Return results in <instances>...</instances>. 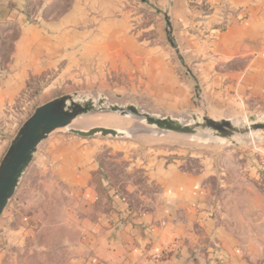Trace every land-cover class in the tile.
I'll list each match as a JSON object with an SVG mask.
<instances>
[{
    "label": "rangeland",
    "instance_id": "obj_1",
    "mask_svg": "<svg viewBox=\"0 0 264 264\" xmlns=\"http://www.w3.org/2000/svg\"><path fill=\"white\" fill-rule=\"evenodd\" d=\"M190 3L202 13L191 19L190 34L171 17L167 19L172 0H108L105 9L99 7V0H26L17 18L0 19V89L5 97L0 103V163L22 125L39 106L55 98L95 100V109L77 118L111 114L124 123L111 127L124 131L122 135L83 137L71 131L76 118L39 145L0 216V264L75 262L76 247L85 234L76 223L84 219L83 214L88 216L89 208L84 186L75 184L82 169L89 172L87 179L97 195L91 202L92 214L108 210L115 193L144 215L163 202L153 171L173 164L204 175L213 216L236 237L241 264H264L263 130L238 133L232 139L216 136L209 128L177 133L98 104L104 99L105 108L135 105L153 116L187 124L195 123V117L202 122L204 116L228 119L239 128L248 126L250 117L264 122L263 101L247 98L229 78L217 79L216 70L241 68L243 60L216 66L212 52L207 51L210 58H206L196 48L199 41L215 35L207 27L208 9L198 0ZM86 19L92 21L86 25ZM105 24L112 29L125 27L136 40V52L146 53L135 59L128 56L129 66L113 69L72 58L76 50L72 46L64 60L59 55L48 59L54 43L46 46L40 40L43 34L55 42L64 28L84 30ZM157 54L169 63L165 70L174 83L166 75L164 79L159 68L157 74L145 72ZM161 84H171L173 90H158ZM101 126L109 127L99 124L84 130ZM27 228L32 230L27 233Z\"/></svg>",
    "mask_w": 264,
    "mask_h": 264
},
{
    "label": "crops",
    "instance_id": "obj_2",
    "mask_svg": "<svg viewBox=\"0 0 264 264\" xmlns=\"http://www.w3.org/2000/svg\"><path fill=\"white\" fill-rule=\"evenodd\" d=\"M25 1L0 0V19L17 18ZM191 1L195 0H172L167 14L185 28L186 34L191 33L193 16L202 15L199 9L191 6ZM198 1L209 11L207 27L214 29L215 36L206 42L199 41L196 48L202 57L214 59L216 66L243 60L241 68L224 72L216 70L217 79H221L220 76H223L222 80L229 78L247 98L264 102V0ZM107 2L99 0V7L105 9ZM86 21L87 25L92 20ZM40 40L45 44L54 43L50 49L52 53L47 54L48 59L54 60L59 55L64 60L66 50L72 46L76 49L72 58L85 59L89 65L108 64L113 69L129 66L128 56L135 59L145 52H136L139 50L136 40L127 35L125 27L112 29L110 24L84 30L64 28L55 42L43 34ZM207 51L214 56L206 55ZM40 53L43 56L42 50ZM33 57L40 58L35 54ZM150 62L152 67L147 68L146 73L157 74L156 68H159L162 77L166 75L165 78L171 80V73L165 70L170 65L161 54L154 55ZM140 69L144 71V68ZM160 79L157 77V81ZM171 81L174 83L173 79ZM156 88L173 90L171 84ZM2 90L0 103L5 98ZM88 174L82 169L75 183L84 186L89 208L88 216L83 214L84 219L79 220V217L76 223L85 234L76 247V260L71 264H241L242 253L234 245L237 244L236 237L223 221L213 216L203 174L187 172L175 164L159 166L152 176L162 188L163 202L156 211L144 215L133 210L123 197L115 193L111 194L112 204L108 210L103 211L105 203L101 202L103 212L97 210L92 214L91 202L97 195L89 184ZM31 230L27 228L26 232ZM242 264L246 263L243 261Z\"/></svg>",
    "mask_w": 264,
    "mask_h": 264
},
{
    "label": "water",
    "instance_id": "obj_3",
    "mask_svg": "<svg viewBox=\"0 0 264 264\" xmlns=\"http://www.w3.org/2000/svg\"><path fill=\"white\" fill-rule=\"evenodd\" d=\"M166 16L169 19L168 15ZM171 43L174 44L172 40ZM104 103V99H100L98 102L104 110L119 112L121 115L133 114L143 118L149 125L177 133L195 134L198 128H209L216 136L232 139L238 133L264 131V122L257 121L255 117H250L251 123L242 128L236 127L228 119L216 120L209 116H204L202 122L195 117V123L187 124L173 117L153 116L150 113L141 111L135 105L123 107L116 104L105 108L103 107ZM95 106L96 102L92 99L78 102L70 96H62L39 106L22 125L0 163V216L15 195L20 180L33 161L39 145L52 132L57 129L70 127L79 115L94 110ZM71 131L83 137H91L96 134H102L103 136L123 134V132L115 128L104 126L94 127L89 130L71 128Z\"/></svg>",
    "mask_w": 264,
    "mask_h": 264
},
{
    "label": "bare ground",
    "instance_id": "obj_4",
    "mask_svg": "<svg viewBox=\"0 0 264 264\" xmlns=\"http://www.w3.org/2000/svg\"><path fill=\"white\" fill-rule=\"evenodd\" d=\"M103 107H105V106H103ZM77 119H78L77 121L74 120L75 122L71 125L72 126L71 128L74 127L77 129H85V128H89L90 126L99 125V124L109 126V127H113V126L119 127L120 125L124 124L123 122H120L116 116L111 115V114H108V115L104 114V116H102V117L84 116L82 118L80 117ZM127 126H128V124H127ZM118 131L124 132L121 130H118Z\"/></svg>",
    "mask_w": 264,
    "mask_h": 264
}]
</instances>
